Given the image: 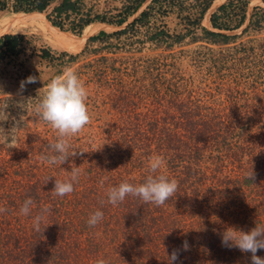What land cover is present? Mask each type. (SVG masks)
I'll return each mask as SVG.
<instances>
[{
	"label": "trees",
	"instance_id": "1",
	"mask_svg": "<svg viewBox=\"0 0 264 264\" xmlns=\"http://www.w3.org/2000/svg\"><path fill=\"white\" fill-rule=\"evenodd\" d=\"M54 1L0 0V20L8 14L22 21L44 18L62 40L77 42L83 29L93 23L122 26L145 0H126L113 16L107 18L91 14L80 0H59L49 8ZM214 2L149 0L145 9L124 28L112 33L99 31L91 36L99 30L93 28L89 30L86 39L91 37L86 41L90 43L126 36L132 43L137 41L135 37L142 31L143 39L157 46L164 45L167 49L181 44L185 39L192 43L228 45L232 36L221 32L234 31L243 24L249 0H225L209 15L208 30L201 26V21ZM260 2L264 6V0ZM167 16H174L181 27L178 32L167 31L161 20ZM263 22L264 10L253 8L247 27L255 31ZM145 27L146 31L143 32ZM56 29L75 35L76 41L66 38ZM22 40L23 36L18 34L0 35V58L17 55ZM206 50L210 51L208 48ZM257 50H260V54L253 47L238 44L232 47V52L221 54L218 58H211L209 53L196 55L201 56L200 60L209 56L207 61L216 64L229 59H244L252 66L255 59L263 62L264 45ZM234 54L238 55L237 58ZM63 56H67L69 61L77 57L64 52L54 53L49 49H41L37 54L39 59L46 61ZM162 58L164 61L173 59L174 54L163 55ZM99 59L104 64L100 63L91 72L94 80H90L94 81L98 92L104 91V88L108 90L109 97L105 94V98H108L106 112H121L123 109L121 119L132 117V122L137 123L134 126L129 121H123V125L112 132L106 129L112 149V154L107 157L112 163L115 161V166L126 169L122 172L136 174L137 177L128 179L130 183L139 184L147 174L148 158L159 154L165 159L162 172L169 179L178 181V190L163 206L157 207L132 196L127 197L123 205L113 206L107 203L105 189L103 201L98 202L89 213L84 211L82 199L83 203H78L84 197L81 191L88 189L84 180L80 183V177L97 169L96 165L88 167L85 160L78 162L83 165L74 191L63 197L54 195L50 200L49 193L41 195L40 190L53 187L52 180L46 183L37 179L34 184L30 181L22 184L20 179L12 178L10 182L7 179L13 173L20 174V163L0 164V207L7 209L0 213V264H94L97 259H104L106 264H167V254H171L173 249H180L185 240L190 250L180 251L177 264H251L250 253L223 247L220 233L228 226L248 231L255 227V222H264V106H261V98H254L256 101L251 105L245 101L242 104L238 85H233V89H229L232 92L228 93L229 102H225L226 105L217 103L216 98L215 103L221 108L218 110L209 102L213 96L207 91L208 86L198 85L199 90L194 93L189 90L193 84L191 76L166 80L165 72L156 70L158 64L151 63L149 69L145 66L142 75L147 82L146 93H159L158 87L167 85L166 94L173 97L172 100L177 95H171L178 94V91L180 94L185 92V95L178 104L167 102L176 107V116L155 111L156 116L147 118L145 125L143 120H139L142 117L136 115L141 113H136L131 107L134 106L131 96L126 98L124 94L121 99L115 94L116 83H120L123 75L126 77L129 73L114 68L110 63L106 64L105 57ZM164 65L170 68L173 64ZM223 88V84L218 85L221 95L227 92ZM164 96L151 98V103L161 104ZM126 122L130 125L126 126ZM139 125H144L145 129ZM40 167H49L50 174L53 173V167L49 165ZM251 169L255 179L247 180L245 173ZM96 174L92 175V180L87 178L86 181H96ZM112 174L104 172L100 177L104 187H110L108 181L113 180L110 177L116 178L118 184L126 180L123 177H128L119 172L114 176ZM118 184L112 183L111 186ZM90 194V199L95 198L94 193ZM29 197L35 202L33 215L40 208L50 209L46 221L48 226L44 230L45 225L42 224L39 233L32 227V217L19 212L22 202ZM66 203L72 210L64 218L61 208ZM98 209L104 213V218L95 227H89L88 217ZM257 255L264 257V250H258Z\"/></svg>",
	"mask_w": 264,
	"mask_h": 264
},
{
	"label": "rangeland",
	"instance_id": "2",
	"mask_svg": "<svg viewBox=\"0 0 264 264\" xmlns=\"http://www.w3.org/2000/svg\"><path fill=\"white\" fill-rule=\"evenodd\" d=\"M58 1L59 0H55L49 8L54 6ZM80 1L84 4L85 9L89 10L91 14L104 15L107 18L109 16H113L126 0ZM224 2L225 0H219L217 2L215 0L201 21V26L210 30L208 17L219 5ZM148 3L149 0H145L137 12L129 17L120 27L93 23L84 28L81 33L80 40L77 41V43L80 44L79 49L74 53L65 52L57 48H51L44 43L38 32L31 29H23L11 33L12 35H22L23 40L19 43L20 51L17 55L4 56L0 58V106H8L5 111L9 116L7 121H0V127H3L5 131L10 130L14 126L19 127L20 129L16 132L17 148L9 149L6 145L0 143V164L9 165L11 163H20L21 170L19 171L20 174L15 172L7 180H10L11 182L12 178H18L20 179L19 182L22 184L27 183L28 181L32 184L37 181V179L41 182H46L47 177L52 176L49 181L52 180V183L54 184L55 178L62 180L64 178L66 179L67 176H70L72 164H75L77 167H81L83 164L79 165L78 162L85 160L88 167L91 165L92 167L95 165L97 166V169H92L91 172L82 174L80 177V183L81 180H84L88 189L84 192L81 191V193L84 194V197L80 198L78 203L82 204V199L84 201V211L86 212L87 210L90 213V211L94 209L93 207L97 206L98 202L100 204L103 201L104 191L107 188L101 186L100 177L103 176L104 172H106V174L113 173L112 176H114V174L117 175L119 172L120 175L128 176L127 178L123 176L121 177L129 182L130 179L128 178H133L136 175H133L134 173L130 174L122 172V170L126 169L123 166H115V161L112 163V160L107 157L109 154H112V149H110V145L108 143L107 137L110 135L106 129L112 132L113 129H117L116 127H121L123 125V121H129L130 124L134 126L137 123L132 122V117L125 118L124 120L123 118L121 119L123 109H121V112L118 110L109 113L108 111L106 112L108 108V98H105V94L108 96L109 92L108 90H105V86H103L104 91L98 92L96 84L94 81L90 80L93 79L91 77V72H94L96 68L99 67L100 63L104 64L103 61H100V57L107 58V61L105 62L106 64L110 63V65L114 68H119L120 71L129 73L126 77L123 75L120 83H116L117 91L115 94L116 97H120L121 99H123L124 94H126V98L131 96V101L134 103V106L131 107H133V110L136 113H141L136 115H140L142 117L139 118V120H143L145 125L147 118L153 119L156 116L155 111H159L162 114L166 113V115L169 114L170 116H176V107L172 106L170 103L167 104V102L171 101L173 104H178L182 100L183 95H185V92L180 94L178 91V94L171 95H177L175 100H172L173 97L171 98L168 94H166L168 93L165 89L167 85L158 87L159 93H146L147 82L142 78V75L144 74L145 66L149 69L148 66H150L151 63H155L156 65L158 64V67L155 66V68H157L156 70L162 69V72H165L164 78L166 80L174 81L175 78H186L191 76L193 84L192 87H189V90L194 93L198 92L199 86H208L206 87L208 88L207 91H209L213 96L209 102L213 103L211 104L212 106H217L218 110H221V108L216 105V98L217 103L220 102L226 105L225 102H229L228 93L232 92L229 89H233L231 88L233 85H238L237 88L240 93V98L243 99L242 104L245 101L247 105H251L256 101L254 98H261V106H264V55L261 57L263 62L255 59L252 66L246 63V60L244 59H229L228 61L216 64L215 62L212 63L207 61L209 56H206L207 58L205 60L204 58H202L203 60H200L201 56L196 55L197 53H209L211 58L212 56L218 58L221 54L226 55L229 52H232V47L238 44H241L243 47H253L254 50L260 54V50H257V48L264 45V22L260 25L259 29H256L255 31L247 27L252 9L259 7L264 10V6L260 0H249L245 10L244 22L238 29L231 32H221L227 36H232L233 39L229 41L228 45L215 46L209 45L205 42L192 43L185 39L181 44H174L171 48L167 49L164 45L157 46L143 39L141 35L142 31L141 33L139 32V35H136L135 39L137 41H133L132 43H130V39L126 36H122L119 39L111 38L109 40H99L87 43L86 40L97 34L99 31L112 33L124 28V26L136 17L140 11L145 9ZM4 17L5 18L0 21H4L8 18H14L10 14ZM37 20L41 21L44 26L53 28L50 24L43 22L45 20L44 18H39ZM161 20L165 23L169 33L178 32L181 28L177 24L174 16H167ZM160 21H158V23ZM93 28H97L99 30L86 39L89 30ZM144 31H146V27L143 28V32ZM59 32L64 34L66 38L74 39L73 36L75 35L71 34V36L69 32ZM206 48L210 51L208 52ZM41 49H49L54 53L64 52L68 55H77V57L72 61H69L67 56H63L52 61L41 60L37 57L38 51ZM227 49L229 51H227ZM170 53L174 54V58H168L164 61L162 56ZM234 55L235 58H237L238 55ZM170 62L173 65L170 68H168L169 66L165 67L164 64H168ZM66 67H71L76 71L88 90L87 107L89 109L91 121L70 141V151L76 150L77 155L70 157L69 160L61 166H51L53 167V173L50 174L49 167L45 169L40 167L48 165L42 163L39 157L42 154L49 152V145L54 142L56 138L55 132L50 126L39 120L33 112L22 109L20 105L22 104L21 106L26 109L27 104H35L39 96L42 95L43 90L41 88L44 84H46L52 77L60 74ZM154 72L155 71H153L152 74ZM29 76L36 77V83L27 84L25 89L21 91L20 82ZM219 84H223V91H227L222 95L218 93L217 88ZM227 85L230 88H228ZM39 89L41 90L38 92ZM119 91H122V93H118ZM163 94H165V96L161 98V104L157 105L151 103V98H158L159 95ZM105 112L106 114H104ZM21 117L23 121H21ZM113 121L116 122L112 124ZM130 124L128 122L125 123L126 126ZM139 126H143L145 129L144 125ZM45 148L48 150H45ZM80 151L86 152L80 153ZM95 172H97L95 175L97 180L87 182L86 179L91 178L92 180V175ZM111 178L113 180L108 181L110 187L112 183L118 184L119 181L116 178L110 177L109 179ZM53 187L49 188L47 186L44 190H40V194L45 195L46 192H48V198L53 200ZM92 189L96 192L92 191ZM90 192L95 194V198L90 199ZM43 199L46 198L43 197ZM121 205H123V203ZM69 210H72V208L70 205L68 206L67 203L63 206V208H61L62 215H65L64 218L68 217L67 214Z\"/></svg>",
	"mask_w": 264,
	"mask_h": 264
},
{
	"label": "clouds",
	"instance_id": "3",
	"mask_svg": "<svg viewBox=\"0 0 264 264\" xmlns=\"http://www.w3.org/2000/svg\"><path fill=\"white\" fill-rule=\"evenodd\" d=\"M36 81L37 78L34 76L27 77L20 82V90L23 91L27 84L36 83ZM41 89L43 90L42 95L39 96L35 104H27L26 109L21 106L22 104L20 107L33 112L39 120L54 130L56 138L49 145V152L42 154L39 159L49 166H61L70 157L77 155L76 150L70 151V141L91 121L87 107L88 90L76 71L71 67L64 68L60 74L52 77ZM7 107V105L0 106V121L9 119L5 111ZM21 121H23L22 117ZM19 129V127L14 126L5 131L3 127H0V133H2L0 134V143L6 145L9 149L17 148L16 132ZM84 152L86 151H80V153ZM164 167L165 159L161 155L150 156L144 180L139 184L124 180L116 186L108 187L105 191L107 203L116 206L124 202L127 197L132 196L145 204H152L157 207L163 206L178 190V181L174 178L169 179L162 172ZM80 176L81 168L72 164L69 178L65 180L55 178L52 193L60 197L71 194L74 191V184L78 182ZM51 178L52 176L47 177L46 183ZM245 178L247 180L255 179L253 169L245 173ZM103 184L104 181H101L102 187ZM34 207L35 202L29 197L22 202L19 212L23 216L32 217V227L34 231L39 233L42 224L45 225L44 230L48 226L46 221L50 209L47 207L40 208L33 215ZM6 211V208L0 207V213ZM103 218L104 213L98 209L89 215L87 224L89 227H95ZM220 236L223 247L238 248L242 253H250L251 264H264V257L257 255L258 250H264V222H255V227L248 231L235 226H228L220 233ZM181 250H190L186 240L183 241L180 249H173L171 254H167V264H177ZM94 264H106V261L97 259Z\"/></svg>",
	"mask_w": 264,
	"mask_h": 264
},
{
	"label": "bare ground",
	"instance_id": "4",
	"mask_svg": "<svg viewBox=\"0 0 264 264\" xmlns=\"http://www.w3.org/2000/svg\"><path fill=\"white\" fill-rule=\"evenodd\" d=\"M217 1L219 0H216V2ZM43 22L49 24L45 20ZM23 29H31L38 32L44 43L54 49L57 48L65 52L74 53L79 49L80 46V44L77 42L62 40L51 27L44 26L43 23L38 20L22 21L16 18H8L4 21H0V35L11 34L15 31Z\"/></svg>",
	"mask_w": 264,
	"mask_h": 264
}]
</instances>
